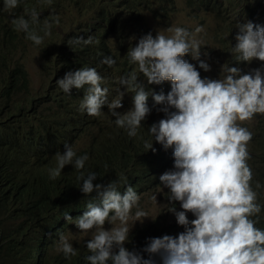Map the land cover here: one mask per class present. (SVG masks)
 Wrapping results in <instances>:
<instances>
[{
    "label": "clouds",
    "instance_id": "1",
    "mask_svg": "<svg viewBox=\"0 0 264 264\" xmlns=\"http://www.w3.org/2000/svg\"><path fill=\"white\" fill-rule=\"evenodd\" d=\"M223 2L194 0L193 8L223 10L234 31L231 45L197 37L202 26L146 34L145 23L167 25L176 0H98L94 10L72 5L66 24L52 27L59 17L45 19L42 35L31 28L40 22L35 8L25 9L29 19L11 20L14 30L26 33L16 64L24 67L29 91L20 98L43 104L47 117L83 121L57 144L43 139L48 156L37 152L26 162L53 156V180L67 167L79 171L84 204L76 213L53 215L35 237L27 264H264V1ZM19 4L0 0V21ZM151 13L158 20L150 23ZM133 32L142 38L125 47ZM30 49L48 59L56 52L63 60L53 64L80 65L59 79L53 64H33L35 83L24 61ZM69 95L75 101L66 107ZM114 135L125 146L149 139L148 150L155 151L153 142L174 150L161 163L144 160L136 183L121 194L118 181L95 184L97 174L86 164L105 156ZM117 157L125 159L126 151ZM150 184L170 190L171 206H165L172 218L131 230L130 220L148 216L138 206Z\"/></svg>",
    "mask_w": 264,
    "mask_h": 264
},
{
    "label": "trees",
    "instance_id": "2",
    "mask_svg": "<svg viewBox=\"0 0 264 264\" xmlns=\"http://www.w3.org/2000/svg\"><path fill=\"white\" fill-rule=\"evenodd\" d=\"M99 1L101 4L106 2ZM97 2L52 0L48 4L46 0H20L13 16L0 21V264H27L35 237L53 215L73 214L84 205L76 188L82 183L77 179L79 171L67 167L53 180L48 173L50 168L56 166L53 156L42 158L35 164L26 163L37 152L48 156L41 148L43 139L57 144L65 138L66 131L82 125L83 121L72 117L63 119L58 115L55 118L47 117V108L43 104L20 98L22 91H29L24 67L16 64L17 56L24 53L20 49L26 45V33L20 35L14 30L11 20L20 16L29 19L25 9L35 8L40 15V22L31 25V28L42 35L45 19L51 20L52 16H58L59 23L53 22L52 27L64 26L67 17L64 13L69 7L75 5L80 9L87 7L94 10ZM76 65L80 64L67 61L52 66L60 79L62 72L70 71ZM70 96L64 99L66 107L69 100L75 101V97ZM145 141L150 142L149 139ZM144 143L125 146L119 136H112L105 156L102 154L86 162L92 172L97 174L95 184L106 186L109 182L118 181L123 194L129 186L128 182L136 183L144 160L161 163L174 150H165L162 145L153 142V152L146 149ZM121 151H126L123 160L117 157ZM83 172L86 177L88 173ZM154 182L158 183V178ZM22 227L25 228L24 232L21 231ZM42 264L54 263L44 261Z\"/></svg>",
    "mask_w": 264,
    "mask_h": 264
},
{
    "label": "rangeland",
    "instance_id": "3",
    "mask_svg": "<svg viewBox=\"0 0 264 264\" xmlns=\"http://www.w3.org/2000/svg\"><path fill=\"white\" fill-rule=\"evenodd\" d=\"M194 0H176V5L173 10V16L170 18L166 26H150L147 23L144 24V31L146 34L151 33L153 37L157 34L158 31H164L169 27H182L187 30H195L197 26H202L204 31L199 33L197 37H204L209 44H232L234 31L230 26V22L227 20L224 11L217 9L214 5H208L205 8L194 9L193 8ZM224 4H228L230 0H223ZM250 3L260 4L264 0H248ZM74 13V11H72ZM158 20V16L154 13H151L147 19L148 22H153ZM136 32H133L130 35V39L125 43V47H135L139 42V39L142 36H135ZM166 35H170L165 31ZM51 58L48 59L43 56L41 49H30L25 56V64H29V70L33 82L37 83L38 75L36 73L37 65L33 64H53V62L63 58L57 56L56 52L50 53ZM262 63V62H261ZM256 67L255 69H257ZM261 68V66L259 67ZM47 79H54V74H51ZM111 80H115L116 77L113 74L110 75ZM118 85L114 91L117 93ZM124 91V88L121 89ZM125 93V92H124ZM117 96V94H115ZM115 125V124H114ZM113 125V126H114ZM98 129H94L92 134L97 133ZM90 135L85 136V138H90ZM146 169L150 172H154L150 165H146ZM173 167V171H174ZM170 190L166 187H159L157 185H151L146 190V192L141 197V205L138 206L139 209L148 213L146 219L143 222L140 221H129V227L131 230H135L137 226H150L156 220L162 218L164 221H170L172 218V212L168 211V208L165 206H171L168 200V194ZM153 196H156V201L152 199ZM179 204V202H177ZM137 211V207H133L132 215L134 216ZM143 219V218H142ZM25 236V234H24ZM76 242L79 243V239H76Z\"/></svg>",
    "mask_w": 264,
    "mask_h": 264
}]
</instances>
